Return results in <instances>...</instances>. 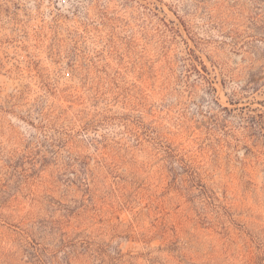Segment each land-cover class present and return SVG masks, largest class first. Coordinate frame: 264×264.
I'll list each match as a JSON object with an SVG mask.
<instances>
[{
    "label": "rangeland",
    "instance_id": "obj_1",
    "mask_svg": "<svg viewBox=\"0 0 264 264\" xmlns=\"http://www.w3.org/2000/svg\"><path fill=\"white\" fill-rule=\"evenodd\" d=\"M0 264H264V0H0Z\"/></svg>",
    "mask_w": 264,
    "mask_h": 264
}]
</instances>
